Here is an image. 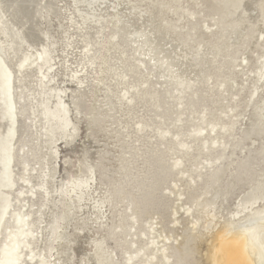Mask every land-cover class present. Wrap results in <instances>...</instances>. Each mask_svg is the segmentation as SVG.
Masks as SVG:
<instances>
[{"label":"rangeland","instance_id":"rangeland-1","mask_svg":"<svg viewBox=\"0 0 264 264\" xmlns=\"http://www.w3.org/2000/svg\"><path fill=\"white\" fill-rule=\"evenodd\" d=\"M75 2L54 0L57 15L44 13L49 51L44 93H60L69 123L54 148V185L71 186L79 177L87 179V188L67 196L64 207L73 215L58 232L64 228L66 239L53 240L45 263L127 264V255H133V264H211V237L246 215L234 214L239 197L264 171V73L259 72L264 0H95L102 17L86 25ZM115 13L123 21L118 25L109 22ZM150 14L191 53L196 74L189 75L185 90H174L133 41V31L147 28ZM235 14L245 26L239 44L229 42V31L222 29L223 17ZM1 47L16 104L9 121L1 118L0 101V258L14 245L15 256L8 257L15 264H36L47 242L40 147L45 138L33 115L40 111L35 84L41 74L31 64L40 57L26 47L17 56L6 42ZM201 48L215 51L214 57H198ZM24 54L31 62L19 70ZM211 126L215 146L209 142ZM195 131H201L197 139ZM201 139L208 141L204 148ZM4 151L12 156L3 158ZM175 160L181 164L176 170ZM213 185L221 195L216 225L208 233L204 220L191 218L192 203ZM51 210L64 208L56 203ZM19 215L27 223L21 228L15 222ZM61 248L70 252L64 263H59Z\"/></svg>","mask_w":264,"mask_h":264},{"label":"bare ground","instance_id":"bare-ground-1","mask_svg":"<svg viewBox=\"0 0 264 264\" xmlns=\"http://www.w3.org/2000/svg\"><path fill=\"white\" fill-rule=\"evenodd\" d=\"M94 1L95 0H76L75 2L76 14L83 25H86L87 23L100 22L99 18L102 16H97V10L93 6ZM99 1L101 0H98V2ZM226 4L227 2L224 1V5ZM254 4L255 2L252 3V5ZM80 8H84L85 10L82 11ZM110 8H112V6ZM161 8L162 10H165L166 6L161 5ZM112 9L116 10L117 8L113 7ZM236 9H238V7ZM45 12L46 15L51 14L52 17L57 15V9L55 7L54 0H0V52L2 53L1 45L6 42L9 51L15 56H17L22 51L23 47H26L35 51V53L40 57L39 60L36 59L31 62L30 60L32 56L24 54L21 60L18 62L19 70H22L31 62V64H36L39 73L41 74L40 79H38L35 84V101L40 108V111L38 114L34 112L33 115L34 120L39 119L41 124L40 131L44 132L42 135H44L45 138L43 144L40 147L43 154L42 158L44 159L45 163V175L41 187L43 188V193L46 200V204L44 206L46 207L47 214L45 215V227L43 226V233L47 238V242L43 248V251L38 255L39 262L36 264H46L45 262L48 257L47 255L51 254V251L53 250V240L57 236L60 238L62 237V239H66L64 230L71 221L73 215L70 213V211H68L67 208L64 207V203L66 202L69 193L76 190L82 191L87 188V179L79 177L74 179L71 186H69L68 183L58 185L57 187L54 185L55 167L52 164L53 160L56 158V151L54 148L62 134L67 131L69 123L66 117L65 107L59 99L60 93H58V96L54 95L52 92L47 94L44 93V78L47 75V72L44 69L49 63V51L47 50L48 36L42 27V21L44 20ZM119 15L115 13V15H112L111 18L109 17V22H113L115 25H118L120 21L123 22L118 17ZM156 17L154 19L153 15L150 16V19H148V26L147 28H144V30L141 29L133 31V41L137 44L136 46L139 48L140 53L153 60V64L156 66V68L165 74V78H167L171 86L175 88L174 90H177L178 92L185 90L189 87L188 85L190 84V81H192L190 80L189 75L194 73L196 74V72L193 70L195 62H192L190 57L191 53H188L189 51L187 52V48H182L180 46L181 44H179L180 42L178 43L179 45L177 44L176 40L174 39L176 38L175 35L173 38L168 36L166 32L167 30L165 31V27L163 25L164 23L162 24L161 20H159L160 18L156 19ZM223 19L224 25L222 26V29L224 33L229 31V42L233 44L242 42L245 35V26L243 21L238 17V14L236 16H232V18L225 16ZM59 29L61 30L60 32L62 34L65 33V30L62 28V26H60ZM178 48L182 49L178 50ZM206 50L208 51L207 53ZM211 52L212 51H210V49L201 48L200 52H198L199 54L196 52L194 53H196L198 57H200L201 53L204 56L207 54L210 56L215 54V51L213 53ZM213 57L214 56H212V58ZM197 72L198 74L196 76L199 77V71L197 70ZM259 72L261 74L264 73V61ZM208 81L210 80L208 79ZM24 82L26 88H28L31 84L27 80ZM10 90V75L5 68L4 62L0 58V101L2 103L1 118L7 119L9 121L11 120V116L13 117V110L16 104L14 102L15 95H11ZM176 105L179 106L178 104ZM260 112H264V97L262 99ZM196 134L194 135L197 136V139L199 138L198 134H201V131H197ZM208 134L210 136V144L215 146L218 143V138H216L217 133H215L214 126L210 127ZM201 141V146L204 148V145L208 143V141L202 139ZM6 144L3 145L1 151L5 149ZM11 156V153L8 154V152L4 151L2 157L10 158ZM180 165V161L175 160L173 162L172 168L174 170L179 169ZM177 194L178 193H176V195ZM220 195L221 191L217 185H213L209 191H206L205 194L200 198H196L192 203L194 210L192 208L191 209L194 212L192 214L193 217L191 218H194L196 223L204 220L203 228L208 233L216 225L214 221L215 206ZM54 197H57L56 201L54 200ZM262 202H264V171L260 175V179L256 180V183L252 184L251 187L239 197L237 210L234 214H236L235 216H238L240 213L245 212L246 215L237 223H229L221 231H217L215 235L211 237V245L208 249V259L211 264H264V206H257ZM56 203L61 205L64 210L53 213L51 209L56 205ZM190 210L187 209L186 211L188 212ZM15 222L19 228H21L23 224H27L25 218L22 215H19ZM63 225L65 229L63 228L60 232L61 235H59V229ZM19 233L21 235L25 234V232L23 233L21 229L19 230ZM28 234L31 235L32 233L28 231ZM155 243L156 242L152 240L151 245ZM7 248L8 253H5L0 258V264H15L14 259L8 257V255H12L14 257V251L17 249V247L12 245ZM153 250L158 251L157 248H154ZM61 252L62 256L59 263H64L68 259L70 252L66 248H63ZM125 263L133 264V255H127Z\"/></svg>","mask_w":264,"mask_h":264}]
</instances>
